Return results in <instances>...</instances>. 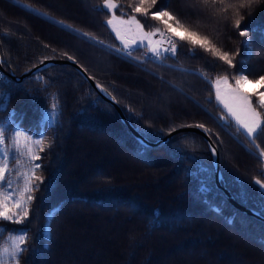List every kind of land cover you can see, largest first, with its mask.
I'll return each mask as SVG.
<instances>
[{"label":"trees","instance_id":"1","mask_svg":"<svg viewBox=\"0 0 264 264\" xmlns=\"http://www.w3.org/2000/svg\"><path fill=\"white\" fill-rule=\"evenodd\" d=\"M166 2L170 11L225 50L239 49L236 68L227 69L199 48L190 53L182 43L178 55L165 64L147 63L153 74L52 22L63 21L119 46L105 23L108 13L102 0H0L2 67L20 76L56 48L74 55L94 81L107 87L128 121L149 141L164 138L173 123H205L219 152L222 186L240 205L260 214L264 203L254 178L264 179V169L249 153L251 145L243 134L219 126L221 110L214 93L196 73H233L244 65L250 78L264 74V0L241 10V29H254L249 37L239 36L231 10L213 15L194 8L193 0H158L152 11ZM119 3L117 15L121 10L132 14L129 0ZM137 17L146 30L153 25L163 28L150 17ZM245 40L253 41L250 57ZM37 73L46 85L37 81ZM0 89L8 94L0 118L15 111L25 127H35L37 109L49 104L46 97L51 93L59 96L62 111L59 123L47 130L48 139L55 142L41 154L47 159L40 161L45 179L35 194V218L24 225L4 222L8 229H31L28 246L35 252H26L21 264H264V221L235 208L216 187L212 154L201 134L180 131L143 151L115 107L70 65L49 66L22 82L0 70ZM181 133H195V139L178 141ZM257 144L264 149V135ZM50 179L52 188L45 192ZM205 184L208 193L201 192ZM241 191L247 192L246 201ZM50 213L52 218L46 220ZM48 223L50 238L44 227Z\"/></svg>","mask_w":264,"mask_h":264},{"label":"snow or ice","instance_id":"2","mask_svg":"<svg viewBox=\"0 0 264 264\" xmlns=\"http://www.w3.org/2000/svg\"><path fill=\"white\" fill-rule=\"evenodd\" d=\"M158 0H129L128 7L131 8L132 14L121 10L117 15L116 10L120 8L119 0H102V8L107 10L108 16L105 21L108 28L115 35L119 46L105 44L96 36L82 32L65 24L63 21H55L62 28L74 33L76 36L86 38L93 44H99L114 51L118 55L126 58L137 59L134 53L141 49L145 52V60L163 64L164 60L178 55V48L181 44H187L190 53H195L199 48L201 51L211 55L215 60L226 65L227 69L236 68V56L239 55V49L235 53L225 50L221 44L214 42L213 37L202 33L198 26L189 25L178 14L169 10L170 5L166 2L159 9L156 8ZM219 3L221 8L216 9L214 6ZM258 3V0H193V7L199 11H211L213 15H220L231 10L233 14V27L238 31L240 37H249L254 31L251 28L241 29V23L244 19L242 9H251L252 5ZM22 7H27L21 5ZM29 11H36L28 9ZM44 15L46 13H36ZM137 14L143 17H150L153 21L159 22L163 28L153 25L147 30L144 23L138 19ZM251 14V12H249ZM227 20L225 15L222 17ZM264 34V29H260ZM217 33L216 39L218 40ZM243 44L247 56L252 55L253 41L245 40ZM44 48H49L45 44ZM57 55L65 56L68 60L77 63L74 55L67 52H58L56 48H51L50 54H46L40 63L44 64L49 59H55ZM141 63L144 60L140 61ZM0 63H3L0 60ZM84 72L82 65L78 64ZM225 69L223 72L209 74L206 71H198L196 74L210 85L214 93L215 103L221 114L217 121L221 128L227 129L234 127L237 133L243 134L248 140L251 148L249 153L258 160L259 165L264 169V149L257 144V140L264 135V74L257 78H250L246 66L242 65L237 72L229 73ZM180 71L187 69L180 68ZM88 79H93L89 76ZM38 82L47 84L44 77L39 73L36 74ZM248 85H258L252 90H248ZM102 93L110 97L114 102H118L111 91L99 82L95 85ZM210 93L209 102H211ZM255 98V100L253 99ZM46 99L49 104L38 107L39 117L35 127H25L22 123L23 117L18 116L15 111L8 114L7 117L0 118V264H21L26 252H35V249L29 248L31 229L21 227L18 229H8L7 224L24 225L30 221V217L35 218L33 204L36 201V193L41 191V185H44L43 161L47 159L42 153L50 150L54 145V138L48 139L47 130H51L59 123L62 116L59 96L55 93L49 94ZM8 94L0 89V109L6 110ZM38 103V101H36ZM130 112L134 111L129 107ZM150 126V125H149ZM197 128L200 129L211 140L213 136L212 129L208 128L203 122L188 123L183 121L179 124H170L167 128V134L178 131L180 128ZM161 131H165L161 129ZM151 135V133H144ZM189 138L195 139V133H181L178 141H185ZM220 137L216 134V140ZM212 155L215 156L216 148L210 143ZM255 151H252V149ZM143 151H147L146 145H141ZM264 176V171L260 173ZM221 179H223L221 177ZM53 181L50 179L45 185V192L52 188ZM254 184L259 186V195L264 203V179L254 178ZM211 189L205 184L201 186L202 193H208ZM242 201L247 200V192L239 193ZM217 212L220 209L215 208ZM264 215V207L260 210ZM52 218L51 213L46 220ZM45 231L49 233L51 224L45 226ZM5 233L7 236L5 237Z\"/></svg>","mask_w":264,"mask_h":264},{"label":"water","instance_id":"3","mask_svg":"<svg viewBox=\"0 0 264 264\" xmlns=\"http://www.w3.org/2000/svg\"><path fill=\"white\" fill-rule=\"evenodd\" d=\"M0 60H2L1 55H0ZM70 65L72 67H74L80 74L81 76L93 87V89L109 104H111L112 106L115 107V109L117 110L120 119L122 120V122L129 128L130 132L132 133V135H134V137L139 141V143L142 145H146L147 147H157L165 142H167L171 137H173L176 133L180 132V131H186V132H195V133H199L201 134L206 143L208 144V146L210 145V143L212 144V146H214L216 148V146L214 145L212 140H209V138L200 130L197 128H182V129H178V131L171 133V135H166L164 138L152 142L149 141L146 137H144L126 118V116L124 115L122 109L120 108L119 104L117 102H114L110 97L106 96L104 93H102L98 88L95 87L96 85V81H94L93 79H88L87 77H89L87 72H84L80 67H78L77 63H73V61L71 60H63V59H49L48 61H46L44 64H38L34 67H32L31 69L23 72L20 76L16 75L14 72L9 71L7 72L3 67H2V63H0V70L5 73L6 75H8L12 80L16 81V82H22L26 77H28L31 74H34L38 71H41L49 66L52 65ZM220 115V114H219ZM218 115V116H219ZM210 152H211V148L209 147ZM216 155L213 156L212 155V162H213V166H214V172H215V181H216V187L218 189H221L226 197L228 198V200L232 203V205L237 208L238 210H240L241 212H244L252 217H255L259 220L264 221V217L261 216L257 211L251 209V208H247L244 207L242 205H240L232 196L231 192L222 186L221 183V170L219 167V152L218 149L216 148ZM212 154V152H211Z\"/></svg>","mask_w":264,"mask_h":264},{"label":"built area","instance_id":"4","mask_svg":"<svg viewBox=\"0 0 264 264\" xmlns=\"http://www.w3.org/2000/svg\"><path fill=\"white\" fill-rule=\"evenodd\" d=\"M91 43H92V42H91ZM96 45H99V44H96ZM99 47L104 48V49H105L106 51H108L109 53H111V54H113V55H115V56H117V57H120L121 59H123V60H125V61H127V62H129V63H131V64H133V65H135V66H137V67H140V68H142V69H144V70L150 71V70L147 68V66H146V63L148 62V60H145V55H146V54H145L144 50L141 51L138 55L134 53V55H135V57H137V59H131V58H126V57H123V56H121V55H118V54L115 53L114 51H109V49L103 47L102 45H99ZM141 60H144V62L141 63V62H140ZM166 60H167V59H166ZM166 60H164V62H166ZM164 62H163V63H164Z\"/></svg>","mask_w":264,"mask_h":264},{"label":"rangeland","instance_id":"5","mask_svg":"<svg viewBox=\"0 0 264 264\" xmlns=\"http://www.w3.org/2000/svg\"><path fill=\"white\" fill-rule=\"evenodd\" d=\"M84 39H86V38H84ZM95 46L98 47V48H101V47H99V45L95 44ZM254 87H258V85H248V90H252Z\"/></svg>","mask_w":264,"mask_h":264}]
</instances>
